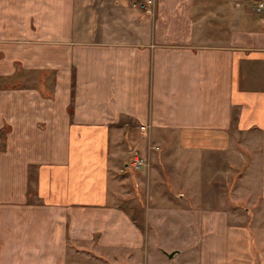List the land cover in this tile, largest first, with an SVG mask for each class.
<instances>
[{
    "label": "crops",
    "instance_id": "crops-1",
    "mask_svg": "<svg viewBox=\"0 0 264 264\" xmlns=\"http://www.w3.org/2000/svg\"><path fill=\"white\" fill-rule=\"evenodd\" d=\"M259 1L0 0V264H149L117 198L127 122L189 193L169 172L142 223L184 224L193 264H264Z\"/></svg>",
    "mask_w": 264,
    "mask_h": 264
},
{
    "label": "rangeland",
    "instance_id": "rangeland-1",
    "mask_svg": "<svg viewBox=\"0 0 264 264\" xmlns=\"http://www.w3.org/2000/svg\"><path fill=\"white\" fill-rule=\"evenodd\" d=\"M127 130H131V135H133V140L127 142L126 140L121 142L119 149L122 151V159L120 161V168L123 171L118 172V178L121 183L122 191L118 194V201L124 206L125 195L130 193L128 196L133 202V207L129 210L133 213L135 217L139 220L138 226L144 228V231L148 234L147 246H148V263L149 264H193L195 258V245L194 241H189L187 238V231L185 230V225H181V232L178 233H168L166 229L163 232H158L154 228L157 225L143 224V215L145 212H152L151 207L155 205L156 201L149 198L152 195H159L161 192H156L159 189V185L170 184L171 176L169 172L174 171L175 177L173 180L176 181L177 193L183 192L185 195L183 198L188 199L189 193L186 191L185 184L183 185L182 174L179 173L177 169V154L175 153V146L170 143H165L161 139L157 138L156 134H153L150 128L143 129V127H135L131 122H127ZM164 137H169V134L165 133ZM157 147V148H154ZM136 149L142 155L148 159V166L142 170H131L130 168H125L123 166L124 162L128 161L130 158L131 150ZM162 154H164L162 158ZM155 167V168H154ZM159 167V171L157 168ZM177 169V170H176ZM157 170V171H156ZM161 170V172H160ZM158 172V173H157ZM157 186V187H156ZM167 187V186H166ZM149 190V191H148ZM127 200V201H129ZM130 203V201H129ZM152 218L150 217V221ZM161 225H164L161 223ZM167 226V225H166ZM165 226V227H166ZM163 233L167 234L164 238ZM170 246L177 247L183 252L176 255L173 259H167L164 254V250Z\"/></svg>",
    "mask_w": 264,
    "mask_h": 264
},
{
    "label": "built area",
    "instance_id": "built-area-1",
    "mask_svg": "<svg viewBox=\"0 0 264 264\" xmlns=\"http://www.w3.org/2000/svg\"><path fill=\"white\" fill-rule=\"evenodd\" d=\"M154 3V0H140L138 3V7L140 9H147L148 7H151ZM264 7V2L259 1L257 3L256 9L259 11ZM157 148V147H154ZM146 156V155H145ZM139 153L136 149L131 150L130 152V158L128 161V166L133 170H142L145 169L148 166V159Z\"/></svg>",
    "mask_w": 264,
    "mask_h": 264
},
{
    "label": "water",
    "instance_id": "water-1",
    "mask_svg": "<svg viewBox=\"0 0 264 264\" xmlns=\"http://www.w3.org/2000/svg\"><path fill=\"white\" fill-rule=\"evenodd\" d=\"M176 253H178V251H177V250H173V251H171L170 253H166V255H167L169 258H171V257H173Z\"/></svg>",
    "mask_w": 264,
    "mask_h": 264
},
{
    "label": "trees",
    "instance_id": "trees-1",
    "mask_svg": "<svg viewBox=\"0 0 264 264\" xmlns=\"http://www.w3.org/2000/svg\"><path fill=\"white\" fill-rule=\"evenodd\" d=\"M254 1H259V0H254ZM1 135V134H0Z\"/></svg>",
    "mask_w": 264,
    "mask_h": 264
}]
</instances>
